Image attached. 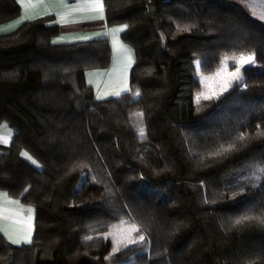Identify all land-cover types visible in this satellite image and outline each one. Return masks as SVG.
I'll list each match as a JSON object with an SVG mask.
<instances>
[{
    "label": "trees",
    "instance_id": "obj_1",
    "mask_svg": "<svg viewBox=\"0 0 264 264\" xmlns=\"http://www.w3.org/2000/svg\"><path fill=\"white\" fill-rule=\"evenodd\" d=\"M152 1L154 16L144 0H103L134 51L129 90L108 99L85 81L109 67L107 37L53 43L52 15L0 31V124L13 130L0 190L35 216L30 243L0 235V264H264V92L194 102L195 60L210 72L225 55L264 58V22L239 0ZM19 13L0 0V26ZM126 220L144 239L111 254L103 234Z\"/></svg>",
    "mask_w": 264,
    "mask_h": 264
},
{
    "label": "crops",
    "instance_id": "obj_2",
    "mask_svg": "<svg viewBox=\"0 0 264 264\" xmlns=\"http://www.w3.org/2000/svg\"><path fill=\"white\" fill-rule=\"evenodd\" d=\"M16 1L17 4L19 5L20 13L14 20L10 21L8 24H5L6 28L15 27L16 25L19 24L17 22L20 21L21 19H23V21H28L42 16L52 15L55 23H57L59 27V33L53 38V41L60 40V42L58 43L89 40V39H80V37H84V36L91 37V39L98 37H107L110 42V47L112 45L113 48V34L110 32V29L122 27V26H111V27L107 26L104 10H103V17H104L103 19H87L86 17L88 16H98L99 11L98 10L72 11L71 7L63 6L62 0H32V5L27 8L24 7V3H27V0H23V3L22 0H16ZM66 2L70 6L72 4L81 3L82 0H66ZM26 16L32 18L30 19L25 18ZM62 16L66 17L69 20H74L76 22L69 24H63L62 22H57L60 20V17ZM97 33H108V35H96ZM115 36L117 40L116 46L118 45L121 46V51L123 50L125 53L124 61H126L127 57L128 58L130 57L131 49L126 48V45L122 44L124 42L120 40V32L116 33ZM112 48H111V55L113 56V58H111V62L109 65L110 68L108 67L109 69L107 75L108 73L112 72L113 76H116L117 74H121L122 72H119L118 70H115V72H113L111 70L112 69L111 66L116 64L115 61L118 62L114 52L112 54ZM124 63L126 64L129 63V59ZM128 66L129 65H126L125 67ZM92 75L93 73H91L90 76L87 77V79L89 78V80H87L85 76L87 85L90 84L91 86H93L92 82L94 80V77ZM8 130H11V138L7 144L0 143V146H8L12 140V135H13V130L11 128H7V127L1 128L0 126V135H7ZM22 157L28 160L26 157L24 156ZM13 202H18V203H13ZM29 208L33 210L31 213L28 212ZM0 209L7 210L4 211L2 215H0V235H2L11 244L13 243L9 240L8 238L9 235L13 239H20L22 242L20 244H14V245H21V244H27L23 242V238L28 234L29 231H31V240H32L35 216H34V207L31 204L21 201L19 197L12 196L5 190H0ZM30 215H31V220L28 219Z\"/></svg>",
    "mask_w": 264,
    "mask_h": 264
},
{
    "label": "rangeland",
    "instance_id": "obj_3",
    "mask_svg": "<svg viewBox=\"0 0 264 264\" xmlns=\"http://www.w3.org/2000/svg\"><path fill=\"white\" fill-rule=\"evenodd\" d=\"M239 1L248 9V11L250 12L251 15H252L253 11L256 13V15L254 17L258 18L261 14H264V5L261 4V0H239ZM262 22H264V21H262ZM0 28L7 29L5 25L0 26ZM120 40H121V38H120ZM122 44H125L126 48L131 49L130 57H131V63L132 64L131 63H127V64L124 63L128 60V57H127V60L124 61L125 53L123 50L121 51V46H119V45L116 46V44L115 45L113 44V48H112V45H111L112 54L114 52L116 59L118 60V62L115 61L116 64L111 66V68H112L111 70L113 72H115V70H118L119 72H122L121 74H117L116 76H113V74L111 72V73H108V75H107L108 69L110 67L107 69H91V70H88L89 72L88 71L85 72L86 79L88 76H90L91 73H93V75H92L94 77V80L92 82L93 86L88 84L92 88L93 98L98 99L97 97L101 96L102 97L101 99H108V98L116 97V95H114L113 93H115L117 91H119L120 94H122L123 92H126L129 90V73H130L131 66L134 63V51L128 44H126V43H122ZM125 45H122V46H125ZM240 55L241 54L225 55L224 57L221 58V61L218 65V67L216 69L210 71V72H205V71H202V69H200V67L198 68L197 67L198 59L195 60V66H196L195 76H196V80H197V85H196V89L194 92V102H195V97L199 92H205L206 94L211 95L213 98L209 99V100L217 99L216 94L220 93V89H221V87L225 81H232V86L235 84H239V85H242V86L249 88V89L261 90L264 92V73L258 74V75H253L251 73L254 68H260V69L264 68V58L259 56V55H255L256 56V64L255 65L245 66L246 70H244V69L241 70V75L243 76V80H241L239 82H236L235 80L232 79L231 76L228 75V73L235 71V67L233 66L234 61H232L231 59H229L227 62V64H228L227 69L225 71L221 72L220 75H216V73L218 71H220V69L223 67L222 61L225 59V57L235 56L238 58ZM112 58H113V56H112ZM122 61H124V62H122ZM112 62H113V59H112ZM117 63H119V64H117ZM126 65H129V66L125 67ZM122 78H123V80H122ZM205 78H208V79H205ZM86 79H85V81H86ZM87 80H89V78ZM88 83H89V81H88ZM231 87H229V89ZM125 88L127 90H124ZM209 100H205V99L201 98L200 103L197 104L195 102V104L197 105V108L201 109L202 103H204L205 101H209ZM200 109H198V110H200ZM137 113H139V112H137ZM137 113H134L131 115V121L133 122V125H134L136 131L139 133V129L143 128V120H142V117L136 115ZM0 126H1V128H4L3 126L10 128L6 121H2ZM33 160L34 159L32 158V160H29V162L33 164V162H32ZM258 179H259L258 181H263L264 177L259 176ZM91 195L94 197H98L99 193L94 191V192H91ZM125 222H126L125 224L119 223L117 225H113L111 228L108 229V231L106 233L103 234L104 238L106 240H108L111 244V254L114 253L113 248L117 246L114 243V238L123 239V237L127 235L126 232L121 233L120 229L121 228L127 229L129 226H131L133 224L136 225L134 222L129 221V220H126ZM139 231L133 232L131 234V238L136 240L137 242L140 241L139 237L141 236ZM110 233H111V235H109ZM129 245H132V244H129ZM119 248H120V250L125 248L123 243L119 245Z\"/></svg>",
    "mask_w": 264,
    "mask_h": 264
},
{
    "label": "snow or ice",
    "instance_id": "obj_4",
    "mask_svg": "<svg viewBox=\"0 0 264 264\" xmlns=\"http://www.w3.org/2000/svg\"><path fill=\"white\" fill-rule=\"evenodd\" d=\"M23 3V0H22ZM63 6L64 7H71L72 11H85V10H90V11H99V15L98 16H88L86 17L87 19H103V10H104V4H103V0H82L81 3H76V4H72V5H68L66 0H62ZM261 4L264 5V0H261ZM32 5V0H27V3H24V7L27 8L29 6ZM252 15L255 16L256 13L253 11ZM25 18H32V17H25ZM259 20L264 21V14H261L258 17ZM57 22H62L63 24H69V23H75L76 21L74 20H69L66 17L62 16L60 17V20ZM17 23H23V19H21L20 21H18ZM125 28H127V25H124L122 27L119 28H113L110 29V32L113 34V44H117V40H116V33L122 32ZM3 28H0V31H3ZM96 35H108V33H97ZM62 39V38H61ZM80 39H91V37L88 36H84V37H80ZM60 42V40H54L53 43H58ZM129 59V63H131V57L128 58ZM231 59L232 61H234V67H235V71L228 73L229 76L232 77L233 80H235L236 82H239L241 80H243V76L241 75V70L244 69L246 70L245 66H251V65H255L256 64V56L255 53H249V54H244L241 53V55L237 58L235 56L232 57H225V59L222 61V65L223 67L220 69V71H218L216 73V75H220L221 72L225 71L227 69V62L228 60ZM197 67H200V62H197ZM208 79V78H205ZM232 86V81H225L224 84L222 85L221 89H220V93L216 94V98H219V95H222L224 92H227L229 87ZM124 90H127L126 88ZM116 96L120 95V92L117 91L115 93H113ZM135 95L139 96L140 93L137 90ZM98 99H101V96L97 97ZM201 98L205 99V100H209L212 99L213 97L211 95L206 94L205 92H199L196 97H195V102L197 104L200 103ZM137 116L142 117L143 113H137ZM4 128H6V126H3ZM259 127V126H258ZM259 135H264V132H260L258 133ZM139 135L140 136H144V129L140 128L139 129ZM11 138V130L7 131V135H0V143H4L7 144L9 142ZM245 138V134L241 133L240 136L238 137V139L243 140ZM233 147V145H229L228 150H230ZM219 154V153H216ZM22 156L28 158L29 160H32L31 156H29V154L27 152H22L21 153ZM33 163H36L34 160L32 161ZM264 171V170H262ZM13 203H18V202H13ZM4 211H7L6 209H0V215H2V213ZM33 210L31 208L28 209V212L31 213ZM29 220H31V215L28 217ZM252 219L251 217H242L241 220H237L236 223L240 224L241 222H243L244 220H249ZM258 220V222L261 225H264V219H261L259 217L256 218ZM125 221H121V224H125ZM139 231L138 226L136 225H131L129 226L127 229H120L121 233L126 232L127 235L123 237V239H116L114 238V243L115 245H117L116 247L113 248V252H118L120 250L119 245L123 243L124 247H128L129 244H135L137 243L136 240L131 238V234L133 232H137ZM111 235V233L109 234ZM9 240L13 243V244H20L22 241L20 239H13L10 235H9ZM87 239H92V237H88ZM144 237L141 235L139 237V240H143ZM23 242L25 243H30L31 242V231L28 232V234L23 238Z\"/></svg>",
    "mask_w": 264,
    "mask_h": 264
},
{
    "label": "water",
    "instance_id": "obj_5",
    "mask_svg": "<svg viewBox=\"0 0 264 264\" xmlns=\"http://www.w3.org/2000/svg\"><path fill=\"white\" fill-rule=\"evenodd\" d=\"M147 4L148 14L154 16L156 14V5L152 0H144Z\"/></svg>",
    "mask_w": 264,
    "mask_h": 264
}]
</instances>
